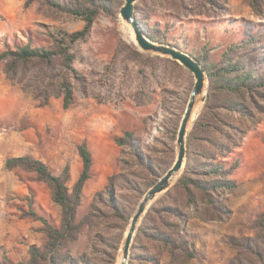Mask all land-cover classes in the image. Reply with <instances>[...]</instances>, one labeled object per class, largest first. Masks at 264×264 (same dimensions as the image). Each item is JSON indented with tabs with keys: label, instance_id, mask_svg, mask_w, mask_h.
Segmentation results:
<instances>
[{
	"label": "rangeland",
	"instance_id": "1",
	"mask_svg": "<svg viewBox=\"0 0 264 264\" xmlns=\"http://www.w3.org/2000/svg\"><path fill=\"white\" fill-rule=\"evenodd\" d=\"M52 1L0 0V53L27 43L55 47L60 32L83 29L81 16ZM57 1L66 6L92 3ZM124 2L106 0L111 12L102 6L89 35L72 44L73 72H66L60 61L42 68L30 64L19 79L11 80L6 62L0 63V264H49L47 259L32 261V247L46 253L48 243L39 214L56 227L62 222L51 186L36 171L8 168L9 157L40 159L56 175L68 167L72 189L83 169L79 146L87 144L93 164L77 207L79 232L61 250L70 253L74 264H117L130 223L127 214L133 215L156 175L175 160L177 133L195 78L180 62L137 45L120 13ZM135 15L168 43H178L194 57L206 54L207 62H219L234 48V59L245 57L254 66L257 52L264 51V10L255 12L248 0H137ZM40 69L69 77L72 106L64 107L58 76L54 86L38 81ZM208 86L186 141L195 167L214 157L240 161L232 174L237 188L216 195L233 213L224 220L205 219L207 204L200 193L196 205L187 204L178 185L186 159L178 178L157 199L167 195L162 205L177 207L188 218L167 215L172 225L163 228L174 231L177 241L195 246L197 254L189 264H264V229L256 227L264 213V92H218L211 103L217 118L205 109ZM34 87L37 94L31 92ZM46 90L47 98L41 96ZM121 137L127 142L120 144ZM155 219L149 220L148 231L156 226ZM137 233L128 264H155L153 257L159 264H176L148 234ZM232 238L250 245L234 246Z\"/></svg>",
	"mask_w": 264,
	"mask_h": 264
},
{
	"label": "trees",
	"instance_id": "2",
	"mask_svg": "<svg viewBox=\"0 0 264 264\" xmlns=\"http://www.w3.org/2000/svg\"><path fill=\"white\" fill-rule=\"evenodd\" d=\"M91 2L90 5L77 4L74 6H66L57 0L52 1L54 6L64 8L65 11L71 14L81 16L86 22L85 26L83 29L71 33L60 32V39H56L58 44L55 47L45 48L27 43L17 49H9L1 52L0 63L6 62V73L9 79H19V75L24 72L23 69L27 68L30 64H35L37 67L42 68V66H52L56 61L61 62L66 72H73V61L75 56L71 52L72 44L85 39L89 35L102 6L103 10L111 12V8L106 6V0L98 2L91 0ZM248 3L257 13L264 10V0H248ZM137 21L150 39L177 46L181 50L183 49L178 43H168L164 37L158 36L144 20L137 17ZM233 51L234 48L225 51L222 59L216 63L207 62L206 54H202V57L196 56L204 67L209 82L205 109L206 111H210V113L217 118H219V115L216 113L214 114L211 103L218 92L241 94L246 92H264V51L257 52L256 65L254 66H248L245 57L234 59ZM258 69L261 70L259 75L257 74ZM38 72V81L41 83L48 81V84L52 86L56 85L55 77L58 76L64 107L68 108L74 104L73 85L65 73L56 75L52 70L48 69H40ZM31 92L37 94L39 88L34 87L31 89ZM41 96L47 98L48 91L46 90L45 94L43 93ZM196 125H199V121H196ZM210 127L211 124L207 123L206 128ZM214 128L223 134V129H221V127ZM126 135L129 137L132 134L127 132ZM118 142L123 144L127 142V139L121 137L118 138ZM187 145V165L184 173L178 178V185H180L185 192L187 204L196 205L198 200L197 196L198 193H200L202 200L207 204L206 214H208V216H206L205 219L224 220L230 218L233 213L232 209L226 205L224 199H216V195L221 191L233 192L237 188L238 183L236 179L232 177V174L239 167L240 161L235 160L232 163H228L223 159L215 161L216 158L214 157V161H208L195 167L192 163L189 142ZM79 153L83 161V169L72 189L67 185V182L70 180L68 167L64 169L62 174L56 175L45 162L31 156H14L6 160V166L8 168L18 166L27 170L36 171L39 178L51 186L53 190V199L62 210V222L60 227L51 224L45 215H41L34 211L35 214H39L40 218L47 226L48 243L46 245V253L41 252V250L35 246L32 247L33 262L35 261L38 263L39 259H47L46 261L49 262V264H74L76 261L70 253L61 254V250L66 246L67 242L74 240L79 232V225L76 223L77 207L83 196L84 185L91 177L93 158L86 143L79 146ZM225 157V154L221 155V158ZM171 165L167 166L164 172ZM156 176L159 178L161 175ZM165 197H167V195L161 196L150 206L142 220L141 226L137 230V237L148 234L150 240L159 244L163 250H167L170 253L171 259L176 264H189L196 256L197 250L195 246L187 240L181 242L177 241L174 236L175 232L168 230L172 224L168 223L169 220L167 219V215L177 216L180 219L184 217L187 219L188 217L177 207L162 205ZM132 212L133 211H130L126 216L127 224L130 222ZM155 215V221L157 222L156 226L150 227V231H148L147 225L149 220L154 219ZM163 226H166L168 229H164ZM126 227L127 226L123 228L124 231ZM256 227L264 229V213L256 219ZM230 243L234 246H239L241 243L242 248H244V246L248 248V245H250V243L245 244L248 242L236 238L230 239ZM153 261L155 264H159L157 257H153Z\"/></svg>",
	"mask_w": 264,
	"mask_h": 264
},
{
	"label": "water",
	"instance_id": "3",
	"mask_svg": "<svg viewBox=\"0 0 264 264\" xmlns=\"http://www.w3.org/2000/svg\"><path fill=\"white\" fill-rule=\"evenodd\" d=\"M137 0H125L124 4L120 9V13L125 21L131 24L136 37L137 45L145 50L152 51L164 56H169L172 59L180 62L182 65L187 67L194 75L195 83L191 91L188 103L186 105L184 114L182 116L180 126L177 133V149L176 157L172 165L162 174L158 180L148 188L144 193L141 200L139 201L129 223V231L126 237H124L122 251H123V262L122 264H128L130 255V249L134 236L142 223L146 213L150 206L159 197L160 194L164 193L172 184L171 179L177 174L181 173L184 169V165L187 159V141L186 136L188 133V127L190 120L194 115V109L197 103L205 100L203 95L206 91L208 78L206 71L200 61L192 56L190 53L181 50L180 48L150 39L144 30L141 28L135 15V3Z\"/></svg>",
	"mask_w": 264,
	"mask_h": 264
},
{
	"label": "bare ground",
	"instance_id": "4",
	"mask_svg": "<svg viewBox=\"0 0 264 264\" xmlns=\"http://www.w3.org/2000/svg\"><path fill=\"white\" fill-rule=\"evenodd\" d=\"M124 22H125L126 28H127L128 32H129L131 38H132V39H135V32H134V30H133L131 24L128 23L127 21H124ZM198 104H199V103H197L196 106H195V109H194V115H195V113H196V111H197V109H198ZM194 115H193V117H194ZM193 117H192V119H193ZM192 119L190 120V122L192 121ZM189 125H191V124L189 123ZM179 174H180V172L177 173V174L171 179V182L175 181V180L178 178ZM128 231H129V228H127V230H126L125 237H126V235L128 234ZM122 262H123V251L121 250V255H120V257H119V259H118V261H117V264H122Z\"/></svg>",
	"mask_w": 264,
	"mask_h": 264
}]
</instances>
